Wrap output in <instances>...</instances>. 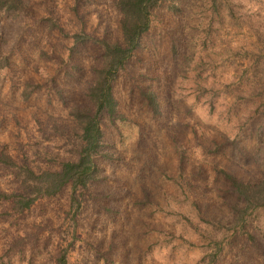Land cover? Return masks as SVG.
<instances>
[{
    "label": "rangeland",
    "instance_id": "rangeland-1",
    "mask_svg": "<svg viewBox=\"0 0 264 264\" xmlns=\"http://www.w3.org/2000/svg\"><path fill=\"white\" fill-rule=\"evenodd\" d=\"M23 1L19 14L0 11L10 59L0 69V149L34 170L57 169L76 156L69 111L90 105L85 91L100 63L99 45L73 44L65 33L118 40L119 13L113 0ZM178 7L154 9L113 84L125 118L101 119L112 154L97 159L102 178L76 191V211L68 187L22 213L0 203V264H53L61 247L67 264H200L218 242L215 264H263L244 230L210 222L229 219L236 201L224 172L264 178V94L257 98L244 74L252 53L264 51V0ZM25 82L39 86L22 100ZM145 87L156 94L157 114L139 96ZM0 189H15L3 172ZM244 229L264 244V208L249 212Z\"/></svg>",
    "mask_w": 264,
    "mask_h": 264
},
{
    "label": "trees",
    "instance_id": "trees-1",
    "mask_svg": "<svg viewBox=\"0 0 264 264\" xmlns=\"http://www.w3.org/2000/svg\"><path fill=\"white\" fill-rule=\"evenodd\" d=\"M178 1L113 0V6L119 13L120 39L118 40L91 38L82 32L65 33L71 37L73 44L91 40L100 47V63L92 67V79L85 91L90 105H74L69 111L78 131L76 156L61 160L57 169L34 170L25 162H15L10 155L0 149V172L8 174L15 184V189L11 191L6 192L0 189V203L9 204L11 210L22 213L37 199L52 197L64 187H68L69 206H74L75 211L78 209L79 201L76 191L84 189L102 178L97 159L109 160L112 158V154L103 149L101 119L106 118L113 122L125 118L118 112V101L113 94V84L134 52L140 48L141 39L150 28L154 9L164 4L170 11L177 12L179 10ZM24 8L23 0H0V11L16 15ZM41 18L49 22L50 28L62 30L50 16ZM4 44L5 40L0 32V69L10 66V59ZM252 54L254 66H251L249 70L246 69L244 74L249 71L245 77L252 78L253 83L256 82V86L253 87L258 90L256 97L261 99L264 94V80H261V77L264 78V51ZM38 86L37 83L25 82L20 92L21 99H28ZM139 96L152 114L159 113V104L154 91L147 87L141 88ZM223 175L235 193L236 201L229 205L231 213L229 219L225 222L212 221L210 224L220 226L224 230L234 231L235 228L244 230L242 232L245 233L248 241L251 240L252 248L261 253L264 258V244H260L244 229L249 212L264 208V178L254 182H245L227 172H224ZM216 246L200 256V264H215L218 251L222 249L219 242ZM65 254L66 248L61 247L53 264H67Z\"/></svg>",
    "mask_w": 264,
    "mask_h": 264
}]
</instances>
